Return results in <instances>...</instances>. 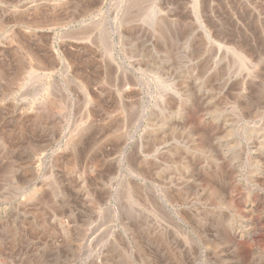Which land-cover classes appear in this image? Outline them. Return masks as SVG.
<instances>
[{
  "label": "rangeland",
  "instance_id": "obj_1",
  "mask_svg": "<svg viewBox=\"0 0 264 264\" xmlns=\"http://www.w3.org/2000/svg\"><path fill=\"white\" fill-rule=\"evenodd\" d=\"M0 264H264V0H0Z\"/></svg>",
  "mask_w": 264,
  "mask_h": 264
},
{
  "label": "bare ground",
  "instance_id": "obj_2",
  "mask_svg": "<svg viewBox=\"0 0 264 264\" xmlns=\"http://www.w3.org/2000/svg\"><path fill=\"white\" fill-rule=\"evenodd\" d=\"M182 161H183V160H182ZM209 183H210V182H209ZM123 215H124V214H123ZM127 221H128V220H127ZM127 221H126V222H127Z\"/></svg>",
  "mask_w": 264,
  "mask_h": 264
}]
</instances>
